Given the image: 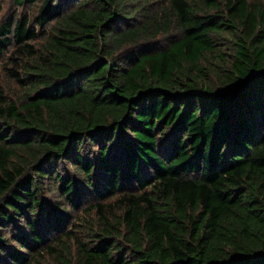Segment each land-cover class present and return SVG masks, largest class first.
<instances>
[{
	"label": "trees",
	"instance_id": "obj_1",
	"mask_svg": "<svg viewBox=\"0 0 264 264\" xmlns=\"http://www.w3.org/2000/svg\"><path fill=\"white\" fill-rule=\"evenodd\" d=\"M0 4V264H264V0Z\"/></svg>",
	"mask_w": 264,
	"mask_h": 264
},
{
	"label": "rangeland",
	"instance_id": "obj_2",
	"mask_svg": "<svg viewBox=\"0 0 264 264\" xmlns=\"http://www.w3.org/2000/svg\"><path fill=\"white\" fill-rule=\"evenodd\" d=\"M0 4L2 6V17L7 16L9 14H13L14 12L19 13L20 11H22L21 8H16L14 6V0H0ZM0 83L2 85H6L5 84V80L3 78V74L1 73V66H0Z\"/></svg>",
	"mask_w": 264,
	"mask_h": 264
}]
</instances>
